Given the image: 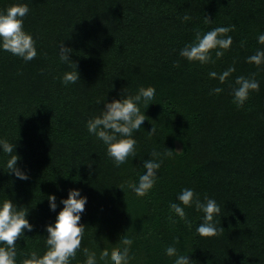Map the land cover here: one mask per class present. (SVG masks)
I'll return each mask as SVG.
<instances>
[{
    "label": "trees",
    "instance_id": "16d2710c",
    "mask_svg": "<svg viewBox=\"0 0 264 264\" xmlns=\"http://www.w3.org/2000/svg\"><path fill=\"white\" fill-rule=\"evenodd\" d=\"M15 3L30 9L24 27L37 48L28 62L0 51V138L16 142L18 164L29 176L20 180L0 169V200L29 209L33 225L18 238L17 264L46 250L45 226L56 215L47 194L56 195L59 211L70 188L88 198L81 247L70 264H83L85 248L104 264L103 255L125 247V237L132 240L129 264H174L165 254L173 244L192 264H264V64L247 62L264 49L257 40L264 0H0V10ZM220 26L232 37L222 56L210 50L211 62L201 64L179 55L197 31ZM62 42L73 48L80 75L66 86L59 77L72 69L59 60ZM230 67L223 83L209 77ZM239 76L259 81L242 107L232 97ZM217 87L222 92H211ZM125 89L132 98L141 90L157 96L148 112L140 108L148 121L133 137L137 159L117 168L86 121L104 107L98 100ZM153 126L156 134L149 133ZM154 150L171 155L140 197L129 185ZM7 158L0 152V167ZM184 188L217 201L223 231L197 235L203 213L194 205L185 208L187 222L169 219V205L179 203Z\"/></svg>",
    "mask_w": 264,
    "mask_h": 264
},
{
    "label": "clouds",
    "instance_id": "9594fccd",
    "mask_svg": "<svg viewBox=\"0 0 264 264\" xmlns=\"http://www.w3.org/2000/svg\"><path fill=\"white\" fill-rule=\"evenodd\" d=\"M30 12L26 3H15L5 9L0 10V51L9 52L28 62L37 56L36 41L33 35L24 27V17ZM190 17L185 15L183 20ZM208 19V18H206ZM230 28L220 26L206 32L197 31L192 42L187 43L179 51L181 57L188 61H198L201 64L211 62L210 50L217 49L216 56L220 57L223 52L220 49H228L232 45V37L227 35ZM258 43L264 45V32L257 37ZM73 52L71 46L59 45V60L65 63L72 70L64 72L60 77L63 85L75 84L80 80L77 63L70 58ZM247 62L254 63L258 67L264 64V49H257L255 54L247 57ZM228 68L223 73L215 71L209 73V77L217 78L221 83L234 71ZM235 87L232 88L233 103L242 107L252 90H259V81L254 78L239 76L235 80ZM219 94L222 89L217 87L211 90ZM157 93L155 90H141L139 94L132 98L128 95L127 89L118 93V98L114 97L110 101L107 99L98 100L103 102L104 107L98 115L90 117L86 121L88 133L101 141L106 146V154L117 168H123L129 160L137 159L136 149L138 145L133 140L136 134L145 129L148 120L141 114L140 108L148 110L156 103ZM157 129L153 126L149 133L156 134ZM16 142L11 143L7 139L0 138V152L8 156L0 169L6 167L9 174L20 180L29 179L28 173L22 169L18 161L21 156L16 152ZM170 151L160 153L153 151L151 158L143 160L142 168L145 170L138 176L135 184L129 185L130 191L137 196H145L155 185L158 170L163 162V157L170 156ZM91 167V164H89ZM124 191V190H123ZM125 192V191H124ZM49 209L56 213L55 220L45 226L46 230V250L43 254L32 251L27 254L23 264H70L76 257L77 250L81 247L84 232V224L80 223L82 213L85 211L87 196L82 194L79 188H70L67 197H61L59 204L62 205L59 211L57 197L54 193L47 194ZM179 203L171 202L170 211L174 215L169 219L176 222L175 217L187 222L186 207L195 206V209L203 213L202 222L195 227V233L201 237H211L223 231V227H218L215 217L220 216L221 208L213 198L205 196L202 201L198 194L191 188H184L177 196ZM40 201H43L40 200ZM29 209L18 206L12 199L0 200V264H17V241L23 238L26 232L33 229L32 223L28 219ZM177 243L179 237L176 238ZM123 247L109 256L105 253L102 257L104 264H129L130 246L132 240L122 239ZM85 261L83 264H97V257L90 254L85 248ZM168 257H175L174 264H192L193 260L189 255H178L175 244L165 249Z\"/></svg>",
    "mask_w": 264,
    "mask_h": 264
},
{
    "label": "rangeland",
    "instance_id": "374dc122",
    "mask_svg": "<svg viewBox=\"0 0 264 264\" xmlns=\"http://www.w3.org/2000/svg\"><path fill=\"white\" fill-rule=\"evenodd\" d=\"M177 146H178V149L180 150V149H181V144H180V143H178V145H177Z\"/></svg>",
    "mask_w": 264,
    "mask_h": 264
}]
</instances>
